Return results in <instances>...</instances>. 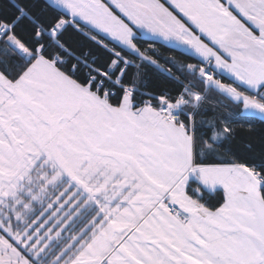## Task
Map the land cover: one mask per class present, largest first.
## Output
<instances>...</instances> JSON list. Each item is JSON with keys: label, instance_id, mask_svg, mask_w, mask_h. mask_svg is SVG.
I'll use <instances>...</instances> for the list:
<instances>
[{"label": "snow or ice", "instance_id": "snow-or-ice-1", "mask_svg": "<svg viewBox=\"0 0 264 264\" xmlns=\"http://www.w3.org/2000/svg\"><path fill=\"white\" fill-rule=\"evenodd\" d=\"M229 104L264 117V0H8L0 264H264Z\"/></svg>", "mask_w": 264, "mask_h": 264}, {"label": "trees", "instance_id": "trees-1", "mask_svg": "<svg viewBox=\"0 0 264 264\" xmlns=\"http://www.w3.org/2000/svg\"><path fill=\"white\" fill-rule=\"evenodd\" d=\"M7 5L8 0H0V7L6 8ZM154 47L159 50L162 57H176L178 60L184 59V55L178 49H169L167 46H161L160 44H155ZM148 73V80L150 84L155 85L160 82L151 69L148 70ZM223 103L227 104L228 102L224 101ZM216 115L228 117L229 121L236 128V137L233 142L234 149L242 151L249 143L254 146L256 152L264 149L263 118L240 112L238 108L232 104H229L227 108L221 107V109L216 112ZM249 125H251V128H249ZM209 199L214 203L218 197L211 196Z\"/></svg>", "mask_w": 264, "mask_h": 264}, {"label": "rangeland", "instance_id": "rangeland-1", "mask_svg": "<svg viewBox=\"0 0 264 264\" xmlns=\"http://www.w3.org/2000/svg\"><path fill=\"white\" fill-rule=\"evenodd\" d=\"M245 114H249V113H245ZM249 115H251V114H249ZM255 116H257V117H260V118H263V119H264V117H261V116H259L258 114H257V115H255Z\"/></svg>", "mask_w": 264, "mask_h": 264}]
</instances>
